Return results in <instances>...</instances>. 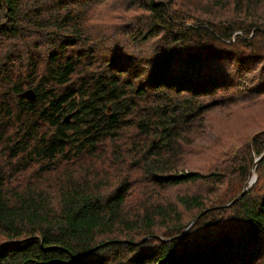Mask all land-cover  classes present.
<instances>
[{"label": "trees", "instance_id": "obj_1", "mask_svg": "<svg viewBox=\"0 0 264 264\" xmlns=\"http://www.w3.org/2000/svg\"><path fill=\"white\" fill-rule=\"evenodd\" d=\"M263 4L0 0V264H264V169L181 160L264 92Z\"/></svg>", "mask_w": 264, "mask_h": 264}, {"label": "rangeland", "instance_id": "obj_2", "mask_svg": "<svg viewBox=\"0 0 264 264\" xmlns=\"http://www.w3.org/2000/svg\"><path fill=\"white\" fill-rule=\"evenodd\" d=\"M224 4L223 9L218 12L220 16H228L232 11V0H224ZM226 8L227 10H225ZM262 8L264 9V4ZM152 42L153 39L149 40L148 45H151ZM137 47L142 50L146 48L140 43ZM210 122L216 126H209L208 131L203 134L202 138H194L192 144L185 150L183 158H181L183 163L192 169H199L204 173H208L214 168L222 169L226 167L229 170L228 167L233 162L231 161L232 154L243 150L247 157L251 159V168L246 179L247 182L242 181L239 185L242 187L247 184L245 189L254 185L258 177L255 168L259 166L260 170L264 169V92L253 101L245 98L233 104L232 107L215 111L212 114ZM258 131L261 132L252 138L254 133ZM254 140L257 146H253L252 142ZM256 147L259 153L262 150L263 152L259 154L257 150L253 151L252 148ZM71 168H73V164H71ZM235 176L236 174L234 178ZM57 178V176L51 177L52 180ZM259 181L260 183L264 182V173H262ZM226 185L216 188L210 184L196 183L168 189L166 194L173 195L177 192L187 191L188 193L200 194L206 200H213ZM150 190L156 191L158 188L150 187ZM181 209L183 210L184 220L189 219L197 212L195 208L187 210L182 207Z\"/></svg>", "mask_w": 264, "mask_h": 264}, {"label": "water", "instance_id": "obj_3", "mask_svg": "<svg viewBox=\"0 0 264 264\" xmlns=\"http://www.w3.org/2000/svg\"><path fill=\"white\" fill-rule=\"evenodd\" d=\"M18 96L22 97L28 101H34L36 99V92L32 88H27V89L23 90L20 94H18ZM71 116H72V113L67 114L64 117V121H68ZM237 198H235V199H237Z\"/></svg>", "mask_w": 264, "mask_h": 264}, {"label": "bare ground", "instance_id": "obj_4", "mask_svg": "<svg viewBox=\"0 0 264 264\" xmlns=\"http://www.w3.org/2000/svg\"><path fill=\"white\" fill-rule=\"evenodd\" d=\"M222 2V1H221ZM225 5V4H224ZM227 6H229V5H227ZM225 10H227V8L225 9ZM255 11V10H254ZM257 15H258V13H257ZM237 16V15H236ZM253 17V16H252ZM254 18H257V17H254ZM41 19V18H40ZM43 19V18H42ZM256 20V19H255ZM43 21V20H42ZM54 27V26H53ZM47 30V29H46ZM56 31V30H55ZM58 31V30H57ZM54 32V31H53ZM252 37V36H251ZM252 40V39H251ZM67 54V53H66ZM71 61V60H70ZM262 83V82H261ZM260 90V89H259ZM142 142V141H141ZM144 142V141H143ZM140 144V143H139ZM148 146V145H147ZM129 148V147H128ZM150 148V147H149ZM139 149H138V147H137V151H138ZM129 151H131V150H129ZM140 151V150H139ZM135 157V156H134ZM141 157V156H140ZM134 159V158H133ZM160 172V171H159ZM158 173V172H157ZM156 173V174H157ZM150 174H151V172H150ZM145 176V175H144ZM153 176H155V175H152V177ZM150 178V177H149ZM156 178V177H155ZM252 179V178H251ZM146 180V179H145ZM148 181V180H147ZM121 183V182H120ZM237 183V182H236ZM229 193V192H228ZM226 194V193H225ZM177 225V224H176ZM173 226V225H172ZM177 229V228H176ZM179 229V228H178ZM180 230V229H179ZM178 231V230H177ZM171 233V232H170ZM187 234V233H186ZM176 239V238H175Z\"/></svg>", "mask_w": 264, "mask_h": 264}, {"label": "flooded vegetation", "instance_id": "obj_5", "mask_svg": "<svg viewBox=\"0 0 264 264\" xmlns=\"http://www.w3.org/2000/svg\"><path fill=\"white\" fill-rule=\"evenodd\" d=\"M72 126V125H71Z\"/></svg>", "mask_w": 264, "mask_h": 264}]
</instances>
